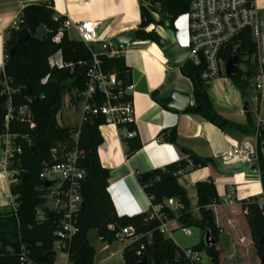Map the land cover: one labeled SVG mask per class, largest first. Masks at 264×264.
<instances>
[{
	"label": "trees",
	"instance_id": "16d2710c",
	"mask_svg": "<svg viewBox=\"0 0 264 264\" xmlns=\"http://www.w3.org/2000/svg\"><path fill=\"white\" fill-rule=\"evenodd\" d=\"M191 0H152L149 11L140 8V25L137 31L138 41H147L162 48L161 38L154 31H146L150 26L164 27L167 31L175 32V22L188 12ZM151 13L158 15L159 20L155 21ZM55 13L47 5H31L24 8L18 18L20 29L26 28L31 35L41 25L47 31L46 37L36 40L31 37L23 44L15 42L16 31L9 28L4 37V65L3 73L12 80L14 88H23L20 94L13 96V103L16 106L28 104L32 113L30 124H19L11 122L10 132L20 136L31 138V146L24 145L23 153L18 158L16 166L22 173L17 185L9 186V195L13 199L14 212L0 215V241L12 247L16 253L19 240L27 247L30 258L34 264H53L55 252L53 245L56 241L55 233L58 229L57 215L45 211V219L42 222L36 221V210L44 205L42 199L43 187L38 179L42 163L49 160L50 150L62 142L69 141L72 130L61 127L57 123V115L63 107V99L67 94L81 93L85 89V71L90 63L91 55L88 49L77 40H70L65 33L60 45L51 42L52 37L57 33L63 18L53 20ZM15 48L13 55L9 56V50ZM60 51L65 63L74 64L73 71L50 70L47 64L48 58ZM253 44L249 36H241V44L236 51L239 63H242L244 55H252ZM102 71L106 74H114L119 88L125 91L131 84L130 70L125 66L123 55L106 59L100 57ZM78 63L85 66L79 67ZM203 66H194L185 63L179 68L181 75L187 78L192 86L193 105L188 106L183 114L200 117L204 121L216 127L222 133L230 136L250 137L255 134V123L253 114H245V125H239L227 120L217 113L209 96V86L202 80ZM49 75L45 85L41 80ZM2 74L0 73V79ZM233 88L239 93L242 99H248L249 84L245 78L237 81L228 78ZM157 92L151 97L157 101ZM36 96L37 103H28V98ZM123 102H131L129 95L124 94ZM6 98H0V135L4 131V118L6 115ZM96 102H104L103 96L97 94ZM105 124V118L98 116L91 118L81 126L79 147L84 152L82 167L86 172V179L82 184V205L83 211L78 215V234L73 238L69 250L70 264H96L95 248L88 239L91 231L97 233L98 239L106 244L112 245L116 242V234L122 229L132 227L136 235H150L151 244L147 245L146 238L132 243L122 251L124 264H138L144 260L146 264H189L172 240L160 235L156 227L157 222H146L145 214L132 217L118 216L107 192L109 172L100 165L97 149L102 143L99 127ZM118 130L125 129L128 132L135 131V136L123 139L126 157H130L141 148V143L133 123L117 126ZM160 138L169 144H176V130H165L160 133ZM264 143V130L258 139V169L260 173V185L264 193V158L261 155V148ZM185 160L172 164L164 170H154L139 174L137 180L144 194L151 205L161 204L167 199H177L183 206L177 225L180 228H172V231L179 229L199 228L210 235L218 243L219 233L215 224V215L212 206L220 205L218 193L214 182L209 179L204 182L195 183L196 209L198 216L192 214L187 192L179 183L177 175L182 169L191 165L196 169L213 167L216 165L212 159H202L189 152ZM170 177L166 179V175ZM175 174V175H174ZM257 198L252 197L247 201L236 202L241 210L246 211L245 219L248 225L250 236L257 255L264 257V246H259L264 236V215L257 205ZM172 217V216H170ZM111 227L112 229H109ZM204 237V235H203ZM141 244L145 245L141 257L136 256V251ZM191 249L198 252H205L212 264H218V252L214 247L206 248L203 238ZM0 264H20L15 254L0 258ZM260 264H264L262 260Z\"/></svg>",
	"mask_w": 264,
	"mask_h": 264
},
{
	"label": "built area",
	"instance_id": "2783aa9c",
	"mask_svg": "<svg viewBox=\"0 0 264 264\" xmlns=\"http://www.w3.org/2000/svg\"><path fill=\"white\" fill-rule=\"evenodd\" d=\"M152 0H140L143 8L149 11ZM264 0H191L187 13L182 18L186 29V44L181 48L188 50V56L184 62L194 66H203L201 75L206 85L210 86L219 79H228L225 76V66L232 57H238L237 49L241 44V36L247 33L254 47L252 55H244L242 63H239L243 78L247 79L249 90L252 93V113L256 116L255 134L250 137H243L236 141L231 148L219 156L218 164L225 168L234 167L239 164H247L250 172L244 175L252 178L258 183L259 191L246 198H240L236 193V200L247 201L252 197L257 198V205L264 215V193L260 185V173L258 169V139L264 130ZM150 12V11H149ZM59 17L54 16L57 21ZM18 20L10 28L16 32L20 31ZM98 23L94 21L72 22L63 18L57 33L52 37L54 45H60L64 34L73 31L77 41L81 42L91 55L90 63L85 71V89L81 93H73V99L80 106V118L77 125L71 127L72 135L69 141L62 142L50 150L49 160L42 163L38 179L42 183L44 205L36 210V221L42 222L45 219L44 212H53L57 215L58 229L55 233L56 241L53 245L55 252L54 263L57 254H60L65 263H69V250L73 238L78 234V215L82 206V184L86 179V172L82 167L84 152L79 147L81 126L91 118L103 116L105 123L117 126L133 123L131 102H123L124 94L132 90L131 86L125 91L120 90L114 74H106L101 68V59H112L123 55L124 47L115 46L110 40H99L97 37ZM98 45V51L92 46ZM239 59V57H238ZM240 61V60H239ZM47 64L50 70L73 71L74 64L65 63L60 51L51 55ZM183 64V65H184ZM77 66L83 67L84 63ZM0 98H6V115L4 118V131L0 135V179L8 186L17 185L20 181L21 171L16 168L18 158L23 153V146H31V138L20 136L10 132L11 122L19 124H30L32 113L28 104L16 106L13 103V96L20 94L23 88H14L12 80L0 69ZM49 75L41 80L45 85ZM230 82V81H229ZM231 83V82H230ZM103 96L104 102L98 104L96 95ZM69 96V95H67ZM70 97V96H69ZM28 103L31 98H28ZM67 106V104H65ZM62 127V126H61ZM67 128V127H66ZM123 139L132 138L135 132L120 130ZM261 155L264 158V143L261 148ZM256 163V167L251 165ZM175 175V174H174ZM179 175V173L177 174ZM49 183V187L44 184ZM225 187L231 189V185L221 186V199L228 205H232L234 194L225 195ZM11 198V197H10ZM13 199L6 206H0V215L14 212ZM183 206L179 200L171 198L158 205L149 206L146 213V222H157V232L163 237L171 236L172 224L176 223ZM246 215V211H244ZM172 216V217H170ZM109 229H112L109 227ZM185 236H189L188 229H179ZM146 238L147 245L151 244L150 235H136L134 228L127 227L116 234V242L132 243ZM145 245L141 244L136 251V256L141 257ZM10 245L0 241V258L15 254L20 264H34L30 253L19 240L16 253H13ZM183 258L189 264H200V252L193 249L182 250Z\"/></svg>",
	"mask_w": 264,
	"mask_h": 264
},
{
	"label": "crops",
	"instance_id": "0c3cea01",
	"mask_svg": "<svg viewBox=\"0 0 264 264\" xmlns=\"http://www.w3.org/2000/svg\"><path fill=\"white\" fill-rule=\"evenodd\" d=\"M41 4L50 6L56 16L72 22H97L98 39H108L112 43L116 37L131 31L137 32L140 25V0H0V69L4 65L6 31L16 23L24 8ZM151 15L153 17L156 14ZM156 17L153 18L157 20L158 15ZM152 28L155 27L150 26L146 31H151ZM174 28L178 33L175 42L180 47L184 46L185 23L175 22ZM92 48L98 51V45ZM123 57L125 66L130 70L132 90L128 95L131 98L133 124L141 148L126 157L122 132L115 125L105 123L99 127L102 143L97 154L101 167L109 172L107 192L116 214L132 217L146 213L150 206L149 199L138 183L139 174L164 170L169 165L185 160L187 152L202 159H212L218 164L219 156L243 137L226 135L200 117L164 108L158 102L160 98L167 97L169 92L177 91L188 94L191 97L188 106L193 105L190 81L171 65L163 53V48L137 40L124 47ZM153 92L158 93L157 101L151 97ZM209 96L219 115L236 124L245 125L242 98L228 79L213 82L209 86ZM73 102L76 101L73 99ZM76 105L77 107L73 105L72 110L66 107L73 114L80 110V106L77 103ZM171 129L176 130V144L166 143L160 138V133ZM209 179L214 182L219 197L218 188L232 183L231 180L225 181L226 177L218 176L212 167L194 170L191 165L179 172L178 183L187 192L189 201L196 206L194 185ZM2 185L5 187L6 184L0 179V188ZM213 208L216 206L211 207L212 210ZM214 215L216 218L215 212ZM176 224L177 222L172 224L173 229Z\"/></svg>",
	"mask_w": 264,
	"mask_h": 264
},
{
	"label": "rangeland",
	"instance_id": "374dc122",
	"mask_svg": "<svg viewBox=\"0 0 264 264\" xmlns=\"http://www.w3.org/2000/svg\"><path fill=\"white\" fill-rule=\"evenodd\" d=\"M262 11L264 12V8L262 9ZM154 18H156L155 15ZM157 20H159V17ZM176 22L178 24H182L184 20L182 18H179ZM158 28H161L164 32V37L161 36L162 40L164 41L177 40L176 34L178 33H176V31L173 33L172 31H167L164 27L162 28L159 26L152 29L158 34L157 31ZM68 38L70 40L77 39L76 34L72 31H69ZM93 49L96 51L95 48ZM241 69L242 68L240 67V72ZM247 95H248V100L251 101L252 93L250 90L248 91ZM65 104H67L70 110L73 109L74 107L73 105L77 107L76 102H73L72 95L69 97L66 94L63 99V107L56 118L58 125L62 127H72L77 125L81 115L80 110L72 114L70 113L69 108H67ZM232 111L236 112L234 109ZM252 116L255 123L256 116L255 114H253ZM227 180H231V182L234 181V183L244 182V184L243 186L231 184V189L225 187L224 193L226 196L231 194V191H233L234 194L233 204L228 205L227 203H225V201H223V199H221L218 196L221 203L220 205L216 206V208H213L214 210L213 212L216 213L215 224L219 233L218 243L215 245V249L218 252V257H217L218 264H260L262 260L264 261V257L260 258L257 255L245 219V214L241 210L240 205L236 203L238 202L236 200L237 191L239 192V190L246 189L245 190L246 193L251 195L253 194V191L255 192L256 189H252V184L254 183V181L252 178H247V177L245 178L231 177L225 179V181ZM218 189H219L218 192L222 193L221 188L219 187ZM9 198L10 196H9L8 186L5 185L4 187L2 185L0 188V202H2L3 205L1 206H6L7 202L9 201ZM189 203H190L191 211L193 210L192 211L193 216L197 218L198 213L197 210L195 209L196 206H194L191 200L189 201ZM176 227L180 228V226L177 224ZM188 231L190 232L189 236H185L181 232V230H176L173 231L171 233V236L167 238L172 240L173 243L181 250L191 249L192 247L200 243V241L203 238L204 232L199 228H191L188 229ZM88 239L96 251L95 259H94L96 264H124L122 260V251L127 246L128 243L115 242L112 245H106L98 239L97 233L95 231H91L88 234ZM200 259H201L200 264H212L209 258L206 256L205 252H200ZM55 264H70V263H65L61 255L57 254Z\"/></svg>",
	"mask_w": 264,
	"mask_h": 264
},
{
	"label": "water",
	"instance_id": "95a60500",
	"mask_svg": "<svg viewBox=\"0 0 264 264\" xmlns=\"http://www.w3.org/2000/svg\"><path fill=\"white\" fill-rule=\"evenodd\" d=\"M47 31L44 29V27L41 25L39 28H37L33 35L29 33V31L26 28H22L20 31L16 33L15 36V42L17 44H23L27 42L31 37H33L36 40L42 41L46 37ZM137 41V32L131 31L125 35L116 37L113 40V44L117 47L119 46H127L131 43H134ZM161 45L163 48L164 55L168 58L171 65L179 69L184 64L187 56H188V50L186 48H181L180 45L172 40L164 41L161 39ZM15 51V48H11L9 50V56L11 57ZM225 76L226 78H234L237 81H243L244 78L242 74L239 71V59L238 57H232L230 58L225 66ZM191 97L188 94H183L177 91H171L169 92L168 96L165 98H160L158 102L167 109L176 111L178 113H182L185 111V109L188 107L190 103ZM31 102L37 103L38 98L36 96H31ZM242 112L244 114L252 113V107L247 99H242ZM256 163H253L251 165V168L256 167ZM212 170L220 177H234L239 174H245L250 172V167L247 164H239L234 167L225 168L220 166L219 164H216L212 167ZM170 176L167 174L166 179H168ZM45 187H49V183L44 184ZM81 211H83V205L81 206ZM203 243L206 248H211L216 245L215 239L210 235L208 231L204 233L203 237ZM259 246H264V236L261 238ZM138 264H146L144 260L140 261Z\"/></svg>",
	"mask_w": 264,
	"mask_h": 264
},
{
	"label": "bare ground",
	"instance_id": "6f19581e",
	"mask_svg": "<svg viewBox=\"0 0 264 264\" xmlns=\"http://www.w3.org/2000/svg\"><path fill=\"white\" fill-rule=\"evenodd\" d=\"M153 17H154V15H153ZM155 17H156V15H155ZM157 18V17H156ZM158 34H159V36L161 37H164V32H163V30L161 29V28H158ZM154 47V46H153ZM155 48V47H154ZM245 178V177H247L246 175H244V174H239V175H236V176H234L233 178ZM231 184H234V185H242L243 186V184H244V182H241V183H234V181L231 183ZM231 184H228V185H231ZM248 186V185H247ZM3 189V188H2ZM252 189H256L255 190V192L253 191V194H257L258 193V191H259V186H258V183H253L252 184ZM246 190V189H245ZM245 190H239V197L242 199V198H246V197H248V196H250L251 194H248V193H246V191ZM5 192V191H4Z\"/></svg>",
	"mask_w": 264,
	"mask_h": 264
}]
</instances>
